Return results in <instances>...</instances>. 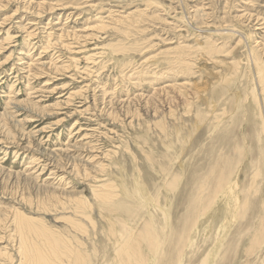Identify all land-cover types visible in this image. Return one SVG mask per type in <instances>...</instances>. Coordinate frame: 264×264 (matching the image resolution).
<instances>
[{
    "label": "rangeland",
    "instance_id": "obj_1",
    "mask_svg": "<svg viewBox=\"0 0 264 264\" xmlns=\"http://www.w3.org/2000/svg\"><path fill=\"white\" fill-rule=\"evenodd\" d=\"M35 254L264 264V0H0V264Z\"/></svg>",
    "mask_w": 264,
    "mask_h": 264
},
{
    "label": "bare ground",
    "instance_id": "obj_2",
    "mask_svg": "<svg viewBox=\"0 0 264 264\" xmlns=\"http://www.w3.org/2000/svg\"><path fill=\"white\" fill-rule=\"evenodd\" d=\"M258 70V69H257ZM220 182V181H219ZM38 261H39V259H38V254H35L34 255V264H38ZM44 262V261H43ZM45 262H46V259H45ZM50 262V261H49ZM52 263V262H51ZM39 264H41V262H39ZM45 264V263H44Z\"/></svg>",
    "mask_w": 264,
    "mask_h": 264
}]
</instances>
